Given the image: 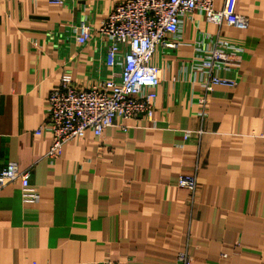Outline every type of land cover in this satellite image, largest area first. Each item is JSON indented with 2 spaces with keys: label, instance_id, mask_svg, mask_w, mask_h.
I'll return each instance as SVG.
<instances>
[{
  "label": "crops",
  "instance_id": "obj_1",
  "mask_svg": "<svg viewBox=\"0 0 264 264\" xmlns=\"http://www.w3.org/2000/svg\"><path fill=\"white\" fill-rule=\"evenodd\" d=\"M122 0H0V170H27L35 202L0 181V264H264V0H213L249 19L217 26L193 12L181 44L159 54L153 121L90 130L45 158L49 91L69 72L87 88L105 74L103 41L74 42L79 20L96 28ZM228 3V4H227ZM224 36L239 43V66L224 72L199 115V83L186 61ZM195 174L194 193L177 186Z\"/></svg>",
  "mask_w": 264,
  "mask_h": 264
},
{
  "label": "built area",
  "instance_id": "obj_2",
  "mask_svg": "<svg viewBox=\"0 0 264 264\" xmlns=\"http://www.w3.org/2000/svg\"><path fill=\"white\" fill-rule=\"evenodd\" d=\"M73 0H48L64 6ZM229 1V0H228ZM228 4V3H227ZM193 12L217 26L244 29L249 19L234 13L226 5L214 9L213 0H122L116 3L96 28L79 20L73 34L74 42L84 47L96 38L103 41L104 76L87 88L74 84L69 72L61 75L59 83L49 91L44 123L36 134H50L52 141L45 153L49 162L61 154L63 144L90 130L100 136L111 126L126 129V120L153 121L156 88L161 82V67L153 61L156 51L165 54L181 44L183 18ZM191 60L186 61L193 80L199 83L197 97L199 115L205 117L209 97L216 86L234 87L233 78L225 76L239 66L242 51L238 42L219 36L211 46H196ZM264 137V134L261 135ZM2 184L20 185L23 202L37 201L38 194L30 182L27 170L8 162L0 170ZM177 186L194 193L195 174H181ZM178 264H192L186 251L177 253ZM101 264H117L105 259Z\"/></svg>",
  "mask_w": 264,
  "mask_h": 264
}]
</instances>
